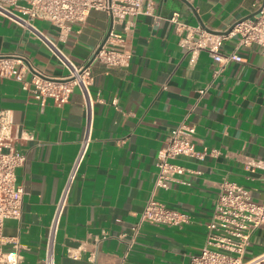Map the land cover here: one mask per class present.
Instances as JSON below:
<instances>
[{"label":"crops","instance_id":"crops-1","mask_svg":"<svg viewBox=\"0 0 264 264\" xmlns=\"http://www.w3.org/2000/svg\"><path fill=\"white\" fill-rule=\"evenodd\" d=\"M185 1L189 5L154 0L153 16H138L129 32L124 25L116 27L132 50L128 67L94 60L88 68L92 140L59 223L54 264H190L205 246L206 225L224 179L249 189L257 201L264 198V168L246 165L248 158L264 161L261 49L227 40L221 54L237 59L221 65L207 51L192 54L182 48L168 20L179 13L192 27L225 32L255 14L264 0ZM34 25L57 39L50 23ZM109 28L107 14L92 11L58 46L77 66H86ZM0 55L20 58L11 61L16 74L0 76V110H12L15 123L35 136L17 145L27 157L16 171V182L25 190L23 213L20 220L5 221L3 250L18 245L21 264H45L49 226L85 130V100L75 87L62 108L52 99L42 105L23 89L35 75L61 80L69 71L31 30L2 16ZM181 122L196 128V150L206 156L177 159L184 173L169 189L157 188L158 153ZM152 197L188 213L191 222L146 224L129 248Z\"/></svg>","mask_w":264,"mask_h":264},{"label":"built area","instance_id":"built-area-1","mask_svg":"<svg viewBox=\"0 0 264 264\" xmlns=\"http://www.w3.org/2000/svg\"><path fill=\"white\" fill-rule=\"evenodd\" d=\"M258 10L260 11L253 17L237 22L226 30V34H214L200 27H192L181 20L179 13H174L168 20L176 26L182 48L192 54L201 50L207 51L214 62L226 65L230 60L237 59L236 55L227 57L221 54L224 42L233 38L237 39L239 48L259 47L264 57V4L258 6ZM92 11H102L109 19L112 17L111 31L95 60L109 67H128L132 50L127 44L126 36L118 32L116 27L124 25L123 30L129 32L138 16H153L154 0H0V16L31 30L69 71L61 80L35 75L31 83L23 82V89L29 91L42 105L47 99H52L62 108L69 102L75 87L81 89L85 100V130L49 226L45 264H54L55 237L59 223L92 140L93 103L88 89L92 80L91 72L89 67L77 66L60 49L58 42L65 41L72 27L83 24ZM35 21L48 22L55 27L58 30L57 39L40 31L34 25ZM13 59L20 58L17 55H0V76L16 74L11 63ZM17 75L22 79V72ZM200 93L203 94L204 91ZM34 140L33 133L21 129L15 123L12 110H0V264H21L22 261L18 245H15L13 251L3 250L7 240L3 228L6 220H20L23 213L25 190L16 182V171L25 165L27 157L18 150L17 145ZM196 144V128L181 122L158 153L155 182L157 188L169 189L170 183L177 180L176 176L184 173L185 168L175 162L177 159H204L206 152H198ZM246 165L252 169H263L264 161L248 158ZM189 222L191 216L188 213L173 210L152 197L133 228L129 248L135 245L142 227L146 224L180 226ZM206 227L205 246L199 254L192 257L190 264H264V250L246 259L253 238L257 243L262 242L264 198L261 201L255 200L249 189L226 178L221 184V193Z\"/></svg>","mask_w":264,"mask_h":264},{"label":"water","instance_id":"water-1","mask_svg":"<svg viewBox=\"0 0 264 264\" xmlns=\"http://www.w3.org/2000/svg\"><path fill=\"white\" fill-rule=\"evenodd\" d=\"M184 2H186L188 5H189V3L187 2V1H185V0H183ZM263 4H264V1H263ZM262 4V5H263ZM193 11H194V9H192ZM260 10H258L255 14H252L251 16H249V17H247V18H244L243 20H240V21H244V20H246V19H249V18H251V17H253L254 15H256L258 12H259ZM195 12V11H194ZM111 21H110V28H109V30H108V32H107V34H106V36H105V38H104V40L102 41V43H101V45L98 47V49L96 50V52L94 53V55H93V57L91 58V60L88 62V64L85 66V68H87V67H89L91 64H92V62L95 60V57H96V55L98 54V52L100 51V49L102 48V46L104 45V43H105V41L107 40V38H108V36H109V33H110V31H111V28H112V17H111V19H110ZM239 21V22H240ZM201 23V26H204L203 24H202V22H200ZM206 31H208V32H211V33H214V34H226L228 31H225V32H216V31H211V30H207V29H205Z\"/></svg>","mask_w":264,"mask_h":264},{"label":"rangeland","instance_id":"rangeland-1","mask_svg":"<svg viewBox=\"0 0 264 264\" xmlns=\"http://www.w3.org/2000/svg\"><path fill=\"white\" fill-rule=\"evenodd\" d=\"M262 238V242L261 243H257L255 241V238H253V243L252 245L249 247V250L246 254V259H249L255 255L260 254L263 250H264V233L261 235ZM256 242V243H255Z\"/></svg>","mask_w":264,"mask_h":264}]
</instances>
